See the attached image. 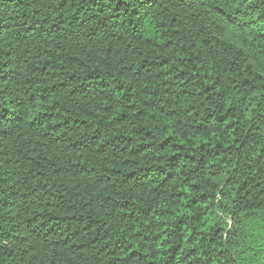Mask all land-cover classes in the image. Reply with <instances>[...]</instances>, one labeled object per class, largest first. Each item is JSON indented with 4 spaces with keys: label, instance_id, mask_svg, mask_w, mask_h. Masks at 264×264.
<instances>
[{
    "label": "trees",
    "instance_id": "16d2710c",
    "mask_svg": "<svg viewBox=\"0 0 264 264\" xmlns=\"http://www.w3.org/2000/svg\"><path fill=\"white\" fill-rule=\"evenodd\" d=\"M0 264H264V0H0Z\"/></svg>",
    "mask_w": 264,
    "mask_h": 264
}]
</instances>
